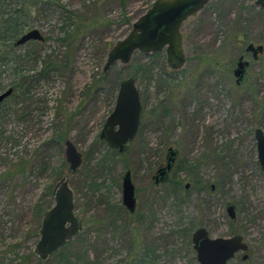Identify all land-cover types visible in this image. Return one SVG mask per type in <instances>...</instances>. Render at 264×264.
Listing matches in <instances>:
<instances>
[{"label":"rangeland","instance_id":"rangeland-1","mask_svg":"<svg viewBox=\"0 0 264 264\" xmlns=\"http://www.w3.org/2000/svg\"><path fill=\"white\" fill-rule=\"evenodd\" d=\"M160 1L168 0L3 1L0 25L20 18L22 32L0 43V95L12 89L0 105V264H57L36 247L63 180L82 227L74 252L85 262L199 264L191 240L202 227L212 239L241 235L248 244V261L240 252L228 264H264V170L255 137L264 132V53L258 60L245 55L242 84L233 75L250 43L264 46V7L208 0L185 22L176 57L165 48L111 61ZM81 17L73 48L68 36ZM34 29L43 41L17 45ZM130 78L144 115L120 154L100 135ZM68 141L82 157L76 171ZM170 149L178 155L169 180L156 186L153 176ZM127 171L137 190L135 214L123 206Z\"/></svg>","mask_w":264,"mask_h":264},{"label":"water","instance_id":"water-1","mask_svg":"<svg viewBox=\"0 0 264 264\" xmlns=\"http://www.w3.org/2000/svg\"><path fill=\"white\" fill-rule=\"evenodd\" d=\"M208 0H168L154 3L152 8L143 15L134 25L133 35L120 44L111 54V61L129 63L134 52L153 53L167 48L169 56L176 57L181 39L180 30L185 21L198 13ZM258 5L264 7V0H257ZM39 30H31L24 34L17 45H24L30 41H43ZM264 51L262 45L255 46L250 43L247 52L253 53L257 60L258 55ZM250 66L244 57L236 62L234 77L236 84H242L246 79L247 69ZM12 94V89L0 95V105ZM143 108L140 94L133 78L124 80L119 89L114 112L109 116L101 132V139L111 149L120 154L128 151L139 131L143 118ZM258 156L261 168L264 170V132L257 129ZM66 157L72 171H76L82 157L72 142L66 143ZM177 153L170 151L168 164L160 169L156 183L166 181ZM214 189V186L212 187ZM136 188L132 181V174L127 171L123 177V205L129 213L136 211ZM55 205L44 216L41 239L36 247L37 253L43 260L59 251L68 241L75 238L81 231V224L75 214L74 193L68 182L63 180L54 189ZM235 206L229 205L227 211L232 219L236 218ZM194 250L197 252L199 264H227L239 250H246L242 244V237L216 238L209 237L205 228L198 229L192 237Z\"/></svg>","mask_w":264,"mask_h":264},{"label":"trees","instance_id":"trees-1","mask_svg":"<svg viewBox=\"0 0 264 264\" xmlns=\"http://www.w3.org/2000/svg\"><path fill=\"white\" fill-rule=\"evenodd\" d=\"M3 1L4 0H0V9L2 7V4L4 3ZM122 5L124 6V2H122ZM22 11L26 12L27 8L25 9V7H23ZM20 21H21L20 18L9 17L2 22V25H0V43L6 40V38L12 39L13 42L14 40L17 39V37L22 32V28H21L22 22ZM82 22H83V18L82 20L80 19V22L78 24H75V28L73 32L70 34V36H68L69 38L68 42L71 44L73 48L76 47V44L79 40V32L81 30ZM70 61H71V57H68L66 64L69 65ZM49 69H50L49 65H46V67L44 68V73H47ZM61 138H63V136H59V139ZM188 193L189 192H187L186 196H188ZM40 214L41 213H39V216ZM79 235L80 233L75 238L71 239L65 246H63L58 252H56L52 256L53 258H55L57 264H92L89 262H85L81 256H79L76 252H74L75 251L74 246L77 245L76 242L81 241V237Z\"/></svg>","mask_w":264,"mask_h":264},{"label":"flooded vegetation","instance_id":"flooded-vegetation-1","mask_svg":"<svg viewBox=\"0 0 264 264\" xmlns=\"http://www.w3.org/2000/svg\"><path fill=\"white\" fill-rule=\"evenodd\" d=\"M197 14V13H196ZM195 14V15H196ZM194 16V15H193ZM189 19V18H188ZM187 19V20H188ZM186 20V21H187ZM185 21V22H186ZM184 28H185V23L182 25V28H181V30H180V33H181V36H183V30H184ZM248 47V46H247ZM264 47V46H263ZM167 49V48H166ZM161 50H158V51H156V52H153V53H156V54H158V52H160ZM153 53H149V54H153ZM264 53V51L262 52V53H260L259 55H258V58H257V60L259 59V57L262 55ZM246 54H248V55H252V57H253V53H249V52H247V48H246V51H245V54H243L241 57H244V60H245V55ZM254 59V58H253ZM255 60V59H254ZM245 61H247V60H245ZM249 62V61H248ZM250 63V62H249ZM250 67V66H249ZM248 67V68H249ZM247 71H248V69H247ZM234 75V74H233ZM246 76H247V74H246ZM142 103V102H141ZM142 108H143V105H142ZM142 113H144L143 111H142ZM144 115V114H143ZM142 121H143V118H142ZM142 121H141V125H142ZM140 128H141V126H140ZM140 128H139V131H140ZM139 131H138V133H139ZM137 136H138V134H137ZM137 136H136V138H137ZM136 138H135V140H136ZM134 140V141H135ZM133 141V142H134ZM131 144V143H130ZM130 144H129V146H130ZM173 151V149H170V151ZM174 152H176L177 153V155H178V152L177 151H174ZM169 155H170V152L168 153V155H167V157H166V165L164 166V167H160L159 169H158V171L156 172V174H155V176H153V180H154V183H155V185L156 186H159V185H161L162 183L164 184V182L166 183V182H168V180H169V174H168V177H167V179H166V181H164V182H160L159 184H157L156 183V179H157V177H158V173H159V171H160V169H162V168H165L166 166H167V164H168V158H169ZM177 157V156H176ZM261 166V165H260ZM171 171H172V169H171ZM170 171V172H171ZM126 174V173H125ZM133 181V180H132ZM134 183V182H133ZM134 186H135V184H134ZM189 186H187L186 187V189L188 188ZM135 188H136V186H135ZM122 189H123V185H122ZM53 194H54V192H53ZM135 197H136V211H137V206H138V200H137V190H136V195H135ZM124 206V205H123ZM125 207V206H124ZM126 208V207H125ZM127 209V208H126ZM136 211H135V213H136ZM135 213H130V214H135ZM227 213H228V211H227ZM45 216V215H44ZM44 216H43V218H44ZM231 218V217H230ZM236 219V218H235ZM235 219H232L231 218V220H235ZM43 223V222H42ZM202 228V227H201ZM198 229H200V227L198 228ZM197 229V230H198ZM206 229V228H205ZM196 230V231H197ZM207 230V229H206ZM196 231H194V233L196 232ZM208 231V230H207ZM193 233V234H194ZM209 233V232H208ZM193 234H192V237H193ZM236 236H241V235H235V236H233V237H236ZM210 237V236H209ZM233 237H230V238H233ZM242 237V236H241ZM40 239H41V237H40ZM214 239H216V238H214ZM225 239H229V238H225ZM40 241V240H39ZM192 241V240H191ZM192 244H193V242H192ZM242 244L243 245H245L246 247H247V249L246 250H239L238 252H236L235 254H234V256L227 262V264L230 262V261H232L233 259H237V255L240 253V252H243L244 253V255L242 256V260L243 261H248V259H249V255L247 254V251H248V249H249V246H248V244H246L245 242H244V239H243V237H242ZM194 248V247H193ZM37 252V251H36ZM196 252V251H195ZM55 254V253H54ZM54 254H52L50 257H52ZM37 255L40 257V255L37 253ZM49 257V258H50ZM196 257H197V252H196ZM41 258V257H40ZM48 258V259H49ZM42 259V258H41ZM47 260V259H46Z\"/></svg>","mask_w":264,"mask_h":264}]
</instances>
